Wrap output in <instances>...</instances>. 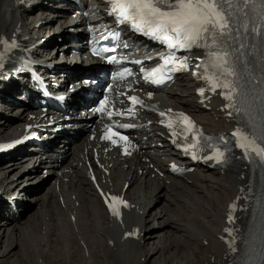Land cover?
<instances>
[{
    "label": "bare ground",
    "instance_id": "bare-ground-1",
    "mask_svg": "<svg viewBox=\"0 0 264 264\" xmlns=\"http://www.w3.org/2000/svg\"><path fill=\"white\" fill-rule=\"evenodd\" d=\"M3 1L0 0V35L10 30L11 22L16 16V12H8L3 9ZM50 3L51 0H44L39 7L29 10L27 15L34 20L38 16H43L45 26L52 24L54 22V8L49 6ZM17 17L19 20L13 22V28L18 22H24L27 18L21 12L17 14ZM178 85L185 89L184 93L189 95L187 98L181 97V101L185 104V107L195 111L192 106L194 91L192 81L189 77H182ZM2 110L5 114L12 116V111L9 109L3 107ZM197 117L205 128L210 131L229 127L222 122L220 125L213 122L217 119L216 112L211 113L210 116L200 114ZM18 118L16 117V122H18ZM5 131L6 128L0 126V134H4ZM61 149L74 157L71 154L70 147L66 150L63 146L59 148V151ZM164 155H167L166 150ZM51 156L52 154H49L48 158H51ZM32 159H37V156ZM25 166L15 164L4 173H1L3 169L0 168V179L10 180L6 183V187L12 186L13 189L19 187ZM18 174L20 176L14 179ZM28 174H32V172ZM78 174V181L80 185L84 186L77 185V189L81 198L85 199L84 204L79 207L78 221L79 228L85 235L83 240L88 246L89 256H84L82 250L76 247L75 239L71 234L72 231L66 221L67 218L64 217L62 211L58 210L54 200L44 195H36L34 205H40V209L28 212L17 219L11 225L9 233L4 231L3 223L0 222V264H20V262L16 263L17 256H21L24 259L23 261H26L30 253L35 256L32 261L29 259L30 257L27 259L28 264H47L42 257L44 255L47 259L52 258V261L57 262V264H131L133 258L137 259V264H145L140 261L143 256L147 258V262H157V258L164 255L166 249L169 248L172 235L174 236L173 239L178 241L176 242L179 246L173 247L172 253L169 256L166 255V260L173 259L174 261L181 258L179 264H187L190 261L193 264H222L221 250L216 242L215 234L223 223L220 214L223 213L226 202L235 193L233 187H224L226 183L232 184L234 175L223 180V177L219 175L196 174L190 185L181 181L170 185L158 182L153 192H151L154 193L153 198H151V193L147 195L142 193L141 202L144 209H148L146 215L138 217V222L142 223L146 230L143 245H122L110 256L109 250L111 249L108 250L106 246L103 248V245H105L104 242L107 239L117 241V233L112 227L104 226L105 223L102 220L97 200L91 193L83 175ZM111 177L114 185L117 184L121 188L122 179H119L120 172L116 165L113 167ZM148 180L147 177L140 179L141 182ZM130 181L134 182L135 179L132 177ZM196 189H198V192H196ZM184 190H188V193H183ZM20 191H25V188ZM137 198L138 196L134 197V199ZM215 202L221 207L218 206V209H216ZM92 203L96 205V208H92ZM180 205L183 210H176V207ZM172 211L174 212L171 213ZM46 216H48V219H45ZM154 218H157L160 225L157 230L151 231L149 223ZM21 221L23 222L21 223ZM201 235L208 238L207 245L202 243ZM164 236H166V240L162 241ZM50 242L55 245L53 249L49 250ZM171 244L174 246L173 243ZM72 246H74V251ZM148 246H151V249H148ZM71 254L70 259L67 256Z\"/></svg>",
    "mask_w": 264,
    "mask_h": 264
},
{
    "label": "snow or ice",
    "instance_id": "snow-or-ice-1",
    "mask_svg": "<svg viewBox=\"0 0 264 264\" xmlns=\"http://www.w3.org/2000/svg\"><path fill=\"white\" fill-rule=\"evenodd\" d=\"M114 11L119 9V15L133 22V26L138 30L143 28L150 29V34L160 37L166 41H171L174 34L176 43L182 47H191L192 45L209 47L217 46L218 41L231 34L229 27L231 17L226 12V6L231 5L234 0H113ZM241 4L247 0H239ZM220 50L211 53L215 56L214 67L220 70V77H207L213 81V88L222 87L227 90L225 98L233 101L234 94H237L238 85L232 80L227 79L234 75L231 65L227 59L228 53L224 51L223 44H220ZM168 63V60L165 61ZM159 71V70H157ZM151 75H155V72ZM159 82V81H157ZM136 101V98H133ZM230 107H235L234 102ZM187 121V117H183ZM189 126L191 122L189 121ZM124 139V137H121ZM241 147L246 151L251 150L261 159H264V146L258 147L254 140H248L241 135ZM223 156L218 152L215 157L219 160ZM116 204L126 203L113 197ZM112 207V205H110ZM113 213L119 215L117 208L113 207Z\"/></svg>",
    "mask_w": 264,
    "mask_h": 264
},
{
    "label": "rangeland",
    "instance_id": "rangeland-1",
    "mask_svg": "<svg viewBox=\"0 0 264 264\" xmlns=\"http://www.w3.org/2000/svg\"><path fill=\"white\" fill-rule=\"evenodd\" d=\"M222 205H223V203H222ZM218 203H216L215 202V208L216 209H218ZM221 207V205L219 206V208ZM175 241H177V240H175ZM178 242V241H177ZM103 248H104V245H103ZM148 249H151V246H148ZM56 254V253H55ZM66 254H68L67 252H66ZM35 255H33L32 253H30V254H28V256H27V259L29 258L31 261H32V259H33V257H34ZM155 256V255H154ZM167 256H169V255H167ZM167 256H161V257H158L157 258V262H152V263H149V264H161L160 262H163L162 264H179L180 263V260H181V258H179L180 260H174L173 261V259L172 260H166V257ZM172 256V255H171ZM170 256V258H172ZM43 257V259H44V261H45V263H47V264H57V262H55V261H52V258H49V259H47V257H45V255L44 256H42ZM27 259H26V261H23L24 259L23 258H21V256L19 257V255L17 256V262L16 263H19L20 262V264H28L27 263ZM172 261H173V263H172ZM102 262H103V260H102ZM171 262V263H170ZM59 264V263H58ZM188 264V263H187ZM193 264V263H192Z\"/></svg>",
    "mask_w": 264,
    "mask_h": 264
}]
</instances>
